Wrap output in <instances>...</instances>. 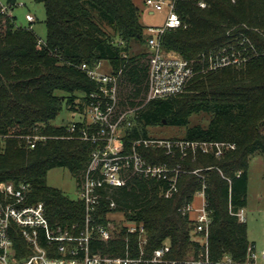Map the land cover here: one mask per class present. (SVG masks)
<instances>
[{
	"label": "trees",
	"instance_id": "16d2710c",
	"mask_svg": "<svg viewBox=\"0 0 264 264\" xmlns=\"http://www.w3.org/2000/svg\"><path fill=\"white\" fill-rule=\"evenodd\" d=\"M38 1L46 8L45 42L33 28L17 26L14 15L0 11V183L29 184V202L45 203L51 225L84 226L85 203L49 186L47 175L64 167L79 183L99 146L79 137L84 128H95L87 116L90 95L99 90L82 65L104 68L106 62L104 70L118 77L119 107L135 110L123 135L126 151L136 140L151 138L150 129L157 126L184 128L186 142L233 143L235 148L217 156L199 147L196 155L138 147L149 164L180 166L177 191L166 197L167 180L135 174L126 185L107 188L116 208L103 202L95 223L107 226L113 213L123 214L124 222L109 241L97 239L93 251L138 256L140 235L127 231L129 222L145 226L147 257L170 244V262L159 264L199 257L205 252L203 235L195 232L196 216L184 215L181 208L194 204L205 185L212 218L210 264H243L256 245L236 213L247 206L250 159L264 154V0H177L182 26L160 36L166 52L193 62L198 71L207 68L210 55L232 47L242 50V62L200 72L183 93L149 101V52L130 54L133 43L147 44L150 36L135 0ZM7 4L13 7L16 0ZM64 106L83 117L75 121L74 133L69 125L52 123ZM198 114H207L208 124H191ZM36 134L45 138L32 147L27 137ZM227 257L231 263L224 262Z\"/></svg>",
	"mask_w": 264,
	"mask_h": 264
},
{
	"label": "built area",
	"instance_id": "2783aa9c",
	"mask_svg": "<svg viewBox=\"0 0 264 264\" xmlns=\"http://www.w3.org/2000/svg\"><path fill=\"white\" fill-rule=\"evenodd\" d=\"M177 0H146L145 4L152 13L166 12L163 25L150 27L147 40L149 48V90L147 101L164 99L183 93L193 78L200 72L216 70L242 62V57L235 47L229 52L212 54L207 68L199 70L193 62L175 52H166L160 42V36L169 29L182 26V20L176 10ZM235 1V0H233ZM205 7L204 2L200 3ZM10 5L0 1V11L9 13ZM11 15V14H10ZM29 21L34 17L27 15ZM89 76L99 84V90L90 95L88 117L95 125L92 130L84 128L79 137L99 144L91 154L90 162L78 183L79 199L86 205V220L83 227L74 224L71 227L51 225L44 202H29L30 185L21 183H0V264H159L169 263L166 254L170 244L165 243L156 249L152 256H146V228L134 223L127 225L129 233L140 235L138 256H107L93 251L97 239L107 242L115 235L112 224L107 226L95 223V215L103 202H108L111 209L116 202L109 197L107 188H118L127 184L128 178L135 174L139 177L167 180L170 184L165 196L170 197L177 191L180 166L169 168L167 165L147 163L138 147L159 146L163 141L157 139H138L131 151L124 147V131L133 124L134 109H121L119 106L118 77L111 73L101 72L100 66L89 68L82 65ZM69 131H77L75 122L69 125ZM44 136L27 137L32 147ZM186 142V141H185ZM190 146L197 145L204 152L214 151L217 156L224 150L235 148L233 143L186 142ZM172 142H165L164 147L172 149ZM196 146V147H197ZM199 195L202 203L195 207L190 203L181 208L184 215H196L195 232L203 235L205 252L199 257H191L185 264H210L209 232L212 223L208 209L205 185ZM236 216L241 222L246 221L244 209ZM24 254V255H21ZM224 262L231 263L227 257ZM172 264L175 261L171 262ZM243 264H264V249L259 251L250 248Z\"/></svg>",
	"mask_w": 264,
	"mask_h": 264
},
{
	"label": "rangeland",
	"instance_id": "374dc122",
	"mask_svg": "<svg viewBox=\"0 0 264 264\" xmlns=\"http://www.w3.org/2000/svg\"><path fill=\"white\" fill-rule=\"evenodd\" d=\"M4 5H7L8 0H0ZM136 4L141 8V22L146 27H158L163 25L166 12H156L153 15L148 13L142 0H135ZM9 13L16 17L17 26L31 27L34 29L38 38L45 42L47 39V25H46V8L43 2L38 0H16V4L9 8ZM34 17V21H29L27 15ZM146 36L150 35V32L146 31ZM147 44H134L130 54L136 52H149ZM239 55L242 57V50L237 49ZM101 72H106L104 69L109 67L108 63H103ZM107 73V72H106ZM83 117L80 114H74L68 110L65 106L56 119L52 121L54 125H70L71 123L82 120ZM87 121H90L87 116ZM209 116L207 114L194 115L191 119V124H208ZM151 139H157L163 141L159 146H149L153 148L164 147L165 142H172L173 152L175 148H179L184 152V155L192 152L196 155L198 146L189 145L182 137L185 133L184 128L169 127V126H157L150 129ZM36 136H40L36 134ZM197 146V147H196ZM125 147V145H124ZM200 148V146H199ZM191 150V151H190ZM169 152V148L167 147ZM47 182L49 186L62 190L67 196L72 199L79 198L78 182L77 178L71 173L68 168L57 167L48 172ZM202 203V199L198 194L196 196L194 205L199 207ZM246 215V222L248 226V237L251 242H255L256 249L259 251L264 249V154L258 153L250 159L248 167V202L244 208ZM195 216L196 214L193 213ZM109 223L112 224L115 233H119V227H122L124 222V216L121 213H113L109 215ZM193 257V256H191Z\"/></svg>",
	"mask_w": 264,
	"mask_h": 264
},
{
	"label": "crops",
	"instance_id": "0c3cea01",
	"mask_svg": "<svg viewBox=\"0 0 264 264\" xmlns=\"http://www.w3.org/2000/svg\"><path fill=\"white\" fill-rule=\"evenodd\" d=\"M144 3V2H143ZM144 5H145V7H146V9L148 10V13L150 14V15H153V14H155V13H152L149 9H148V7L146 6V4L144 3ZM150 28V27H149Z\"/></svg>",
	"mask_w": 264,
	"mask_h": 264
}]
</instances>
